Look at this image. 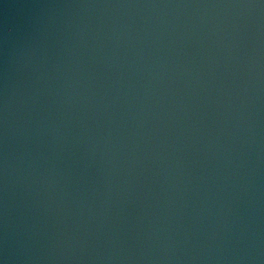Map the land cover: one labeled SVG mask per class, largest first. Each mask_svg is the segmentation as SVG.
<instances>
[{
    "label": "water",
    "instance_id": "1",
    "mask_svg": "<svg viewBox=\"0 0 264 264\" xmlns=\"http://www.w3.org/2000/svg\"><path fill=\"white\" fill-rule=\"evenodd\" d=\"M260 3L0 0L4 264H264Z\"/></svg>",
    "mask_w": 264,
    "mask_h": 264
},
{
    "label": "clouds",
    "instance_id": "2",
    "mask_svg": "<svg viewBox=\"0 0 264 264\" xmlns=\"http://www.w3.org/2000/svg\"><path fill=\"white\" fill-rule=\"evenodd\" d=\"M259 6L264 7V0H261V3ZM249 7H251V5H249ZM0 264H4V261L0 260Z\"/></svg>",
    "mask_w": 264,
    "mask_h": 264
}]
</instances>
